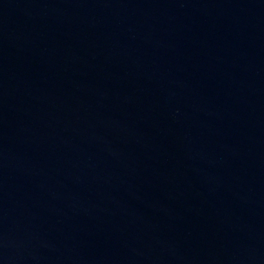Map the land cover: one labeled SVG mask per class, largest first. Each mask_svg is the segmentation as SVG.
<instances>
[{
    "label": "water",
    "instance_id": "95a60500",
    "mask_svg": "<svg viewBox=\"0 0 264 264\" xmlns=\"http://www.w3.org/2000/svg\"><path fill=\"white\" fill-rule=\"evenodd\" d=\"M0 264H264V0H0Z\"/></svg>",
    "mask_w": 264,
    "mask_h": 264
}]
</instances>
